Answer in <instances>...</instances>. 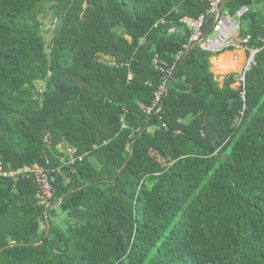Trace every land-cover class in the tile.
Masks as SVG:
<instances>
[{"label":"trees","instance_id":"1","mask_svg":"<svg viewBox=\"0 0 264 264\" xmlns=\"http://www.w3.org/2000/svg\"><path fill=\"white\" fill-rule=\"evenodd\" d=\"M207 6L0 0V160L56 166L65 146L83 156L56 180L43 245L34 183L0 179V264H264V0L222 8H249L238 35L261 48L244 99L236 75L220 83L195 46L147 122L161 84L154 55L176 64L190 36L180 19ZM45 15L59 20L47 44Z\"/></svg>","mask_w":264,"mask_h":264},{"label":"built area","instance_id":"2","mask_svg":"<svg viewBox=\"0 0 264 264\" xmlns=\"http://www.w3.org/2000/svg\"><path fill=\"white\" fill-rule=\"evenodd\" d=\"M186 1V0H182ZM208 4L204 12L197 17L184 16L180 22L187 28L190 33L188 43L182 46V49L176 55V62L185 54L191 45L195 44L199 50L210 54L211 56L218 55L225 50H240L243 52V62L241 68L236 73L235 88L240 89V95L244 99L245 92V74L255 64V58L261 50L259 47H252L250 45L251 36L245 35L240 37L239 31L241 29V19L249 11L247 6L241 7L233 16L224 10H220V6L225 0H205ZM208 17H214V24L212 30L205 36L204 24ZM58 18H48L45 15L41 21V31H48L52 33L58 24ZM164 19H160L154 28L158 25H163ZM263 43V39H259ZM142 41L144 39L142 38ZM152 65L155 71L161 75V84L157 87L153 94V101L151 107L147 108V113L156 109L158 113L161 111L160 103L166 92L169 79L173 72V67H167L165 63L161 62L155 54L152 59ZM233 84V85H234ZM164 128L166 126L162 124ZM63 155L59 158V163L56 166H51L50 161L45 158V166H22L18 168H7L0 160V179L10 180L13 183L21 180L29 179L35 186V201L38 206L47 207L52 201L55 192V183L63 171L69 169L77 161H81L83 156L77 154V150L71 146H65L62 149Z\"/></svg>","mask_w":264,"mask_h":264},{"label":"water","instance_id":"3","mask_svg":"<svg viewBox=\"0 0 264 264\" xmlns=\"http://www.w3.org/2000/svg\"><path fill=\"white\" fill-rule=\"evenodd\" d=\"M228 1H231V0H225V1L223 2V4L220 6V10L223 8V5H224L226 2H228ZM212 27H213V26H212ZM212 27L210 28L209 31H207V32L205 33V36H206V35L212 30ZM195 46H196L195 44L191 45V47L186 51V53H185V54H184V55H183V56H182V57L176 62V64L174 65L172 75H171V77H170V79H169V85H168V88H169V86H170L172 80L174 79V75H175V72H176L178 66L182 63V61L184 60V58L186 57V55H187V54H188V53H189V52H190ZM215 77H216V79H219L220 77H222V79H224V78L226 77V75L218 74V75H216ZM167 93H168V89L166 90V92L164 93V96H163V98H162V101H161V109H162L163 106H164V101H165V98H166V96H167ZM157 114H158L157 111L154 112L151 116H149V117L147 118V122H148V120H149L150 118L154 117V116L157 115ZM147 127H148V124H146L145 127H144L143 129H141L139 132H137V134L133 137V139H132V141H131V143H130V144H131V152H130V155L128 156V158L126 159L124 165L129 161V159H130V157H131V155H132V152H133V149H134V141H135V139H136L140 134H142V133L146 130ZM124 165L120 168L119 172H118L117 175H116V178L113 179V180H111V182H116L118 176L120 175V173H121L122 170H123ZM102 182H103V181H102ZM93 183H95V182L89 183V184H87L85 187H87L88 185H91V184H93ZM61 200H62V197H60V198H58V199H55V200H53V201H52L47 207H45L46 229H45V234H44L43 240H42L38 245H43V244H44V240L47 238V236H48V234H49L50 223L47 221L48 211H49L51 208H55V207H57V206L59 205V203H60ZM35 245H36V244H35ZM31 246H34V244H31Z\"/></svg>","mask_w":264,"mask_h":264},{"label":"crops","instance_id":"4","mask_svg":"<svg viewBox=\"0 0 264 264\" xmlns=\"http://www.w3.org/2000/svg\"><path fill=\"white\" fill-rule=\"evenodd\" d=\"M227 54H232V56L230 57L231 59L228 58V57H226V56H224V55H227ZM220 56H224L223 57V63H224V65L222 67L225 70V73L224 74H221V75H226V76L229 75V74H235L236 75V73L241 68V65H242V62H243V59H244L243 52L240 51V50H230V51L221 52L218 55L211 56L210 57V63H212L211 61L213 59H216L217 60ZM234 65H237L238 66V69L232 68ZM226 67H229V68L227 69ZM223 69H221V71ZM160 108H161V103H160Z\"/></svg>","mask_w":264,"mask_h":264},{"label":"rangeland","instance_id":"5","mask_svg":"<svg viewBox=\"0 0 264 264\" xmlns=\"http://www.w3.org/2000/svg\"><path fill=\"white\" fill-rule=\"evenodd\" d=\"M45 14H48V11L45 13ZM43 38H44V41H45V43L47 44L48 42H49V40H50V38H51V34L50 33H44L43 34ZM231 59V58H230ZM212 64V63H211ZM232 68H235V69H238V66L237 65H234ZM231 68V69H232ZM230 69V70H231ZM233 70V69H232ZM211 72L214 74V76H216V75H218V74H224L225 73V70L223 69L222 71H221V69H219L216 65L214 66V64H212L211 65ZM219 82L221 83L222 82V77H220L219 79ZM42 83H38V85H37V87L39 88V89H42ZM235 84L234 85H232V87H234L235 88Z\"/></svg>","mask_w":264,"mask_h":264},{"label":"bare ground","instance_id":"6","mask_svg":"<svg viewBox=\"0 0 264 264\" xmlns=\"http://www.w3.org/2000/svg\"><path fill=\"white\" fill-rule=\"evenodd\" d=\"M224 56L230 58L232 56V54H227V55H224ZM224 56H220L217 60L216 59H213L211 61L212 64H214V66L216 65L219 69H223L222 66L224 65V63H223V57ZM226 68L228 69L229 67H226Z\"/></svg>","mask_w":264,"mask_h":264}]
</instances>
